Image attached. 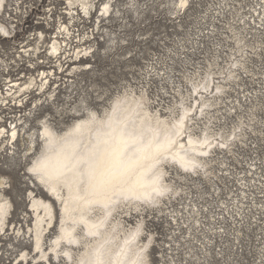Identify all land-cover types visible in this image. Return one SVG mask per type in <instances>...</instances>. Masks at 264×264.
<instances>
[{
  "label": "rangeland",
  "instance_id": "rangeland-1",
  "mask_svg": "<svg viewBox=\"0 0 264 264\" xmlns=\"http://www.w3.org/2000/svg\"><path fill=\"white\" fill-rule=\"evenodd\" d=\"M7 1L13 32L0 33V79L8 76L18 82L29 77L39 80L44 70L52 81H57L61 91L55 102L57 110L45 103L31 104L36 97L32 88L31 92L18 93L23 105L15 106L13 101L2 104L0 126L7 129L10 122L29 111L37 114L32 118L26 115V130L36 128L35 118L45 113L61 129L76 119V109L79 115L84 105L101 111L111 97L130 87L134 91L146 89L152 105L165 108L179 100L174 92L177 87L189 93L194 74L204 77L211 70L220 84L225 68L239 75L225 81V93H211L217 106L209 111L216 119L215 129L222 127L226 131L238 123V115L244 116L243 142L235 138L232 154L218 153L219 164L213 165L217 177L210 173L203 177L181 173L187 182L176 180L175 185L189 194L180 193L171 202L166 200L163 208L145 209V231L154 236L147 253L149 264H264V29H250L251 8L256 0H187L183 7L179 0H110L108 14L102 10L105 0H96L90 14L80 13L73 20L65 14V0ZM254 18L259 21L255 15ZM62 23H68V35ZM39 31L45 34L41 40ZM54 35L64 39L61 66L56 62L58 55L54 57L50 50ZM242 35L246 45L240 49L236 39ZM38 43L40 50L31 54ZM75 59L86 61L89 70L70 73ZM155 70H160L162 79L153 75ZM255 103L261 107L253 108ZM253 114L257 121L246 124ZM205 116H196L198 127L206 122ZM7 165V169L0 168V173L9 178L6 193L13 206L7 235L0 232V264H46L33 250L29 238L33 220L27 178L31 175L24 174V162L15 160ZM37 186L45 198L41 186ZM192 202L200 209L196 216L199 222H194L184 208ZM173 207L183 212L178 226L168 214ZM130 216L128 222L135 224L139 215ZM14 227L20 230L18 235L17 230L13 233ZM57 233V227H51L45 233L46 239Z\"/></svg>",
  "mask_w": 264,
  "mask_h": 264
},
{
  "label": "bare ground",
  "instance_id": "bare-ground-1",
  "mask_svg": "<svg viewBox=\"0 0 264 264\" xmlns=\"http://www.w3.org/2000/svg\"><path fill=\"white\" fill-rule=\"evenodd\" d=\"M179 1L182 7L187 2ZM109 2H102L103 13L108 14ZM65 4V14L73 20L74 16L80 17V13L90 14L96 7V0H65ZM9 6L7 0H0V33L3 35L13 32L6 12ZM251 10L253 26L250 29H264V0H256ZM243 25H247V20L244 19ZM60 26L68 35V23ZM227 27L234 30L231 25ZM38 35V40L45 37L43 31ZM55 36L50 39V50L54 57L58 55L56 62L61 66L64 39ZM243 41V35L236 39V43L241 44L240 49L246 45ZM40 48L39 43L33 46L31 54ZM23 51L30 55L26 49ZM79 53H75L76 58ZM85 62L75 59L70 73L89 70L90 65ZM226 69L223 84L215 80L211 70L204 77L194 74L189 93L177 87L174 92L179 100L165 108H159V104L153 106L146 89L134 91L130 87L111 97L101 111L84 105V112L79 115L80 110L76 109V119L61 129L49 113H45L35 118L36 128L26 130L29 120L25 117H34L37 112L33 111L10 122L9 129L0 126V168L7 169L8 162L17 160L25 163L24 174L31 175L27 178L30 187L27 197L33 220L28 228L29 238L33 250L41 254L46 264H51V260L57 264H149L147 249L154 236L145 231V209L163 208L166 200L171 202V198L180 193L188 195L185 188L175 185L176 180L187 182L181 173L191 172L202 177L210 173L217 177L213 165L219 164L218 153L232 154L235 138L243 142L246 136L244 116L238 115V123L231 131H226L222 127L215 129L216 119L209 111L217 106L211 93H225L228 90L225 81L239 76L232 69ZM158 71L155 70L153 75L162 79ZM0 82L4 85H0V107L12 101L15 106L23 105V98L19 99L18 93L31 92L32 88L36 97L31 104L45 103L57 110L55 102L57 94L61 93L59 84L44 70L40 72L39 80L29 77L18 82L3 76ZM205 95L208 96L204 98ZM254 95L258 96V93L255 91ZM237 105L241 106L239 99ZM252 107L261 106L255 103ZM197 115H206L203 126L198 127ZM253 121H257L254 114L246 124L251 125ZM8 179L0 173V232L3 236L9 230L13 206L6 193L10 187ZM37 184L45 198L38 192ZM190 205L184 208L194 222H199L196 216L200 215V209L194 202ZM133 213L139 218L135 224H130L127 217ZM182 213L178 207L168 212L177 226ZM54 226L58 233L46 239L45 233ZM16 230L18 235L20 230ZM16 230L14 227L13 233ZM22 256L26 257L25 253Z\"/></svg>",
  "mask_w": 264,
  "mask_h": 264
}]
</instances>
